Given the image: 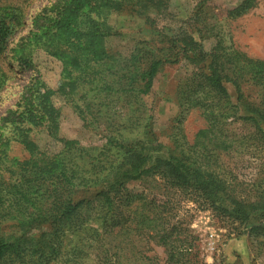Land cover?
Masks as SVG:
<instances>
[{"label":"trees","instance_id":"trees-1","mask_svg":"<svg viewBox=\"0 0 264 264\" xmlns=\"http://www.w3.org/2000/svg\"><path fill=\"white\" fill-rule=\"evenodd\" d=\"M208 1H196L172 32L157 25L170 0H52L17 39L18 24L1 16L23 8L0 4V83L7 73L35 74L0 118V264H207L181 199L235 235L264 237V61L235 48L228 25L207 18ZM255 6L242 0L227 20ZM120 13L143 17L152 31L128 55L105 46L108 18ZM38 51L60 63L58 92L95 132V146L57 137ZM182 62L190 71L175 88L180 119L160 141L144 98L165 66ZM190 111L204 122L191 142L180 125ZM36 129L61 149L41 151ZM12 146L26 157H10ZM245 163L255 170L248 184L239 180ZM137 182L149 186L135 192ZM151 245L164 258L148 255Z\"/></svg>","mask_w":264,"mask_h":264},{"label":"rangeland","instance_id":"rangeland-1","mask_svg":"<svg viewBox=\"0 0 264 264\" xmlns=\"http://www.w3.org/2000/svg\"><path fill=\"white\" fill-rule=\"evenodd\" d=\"M52 0H0L2 6H18L23 8L22 14L7 10L1 18L7 25H16L17 33L13 39L26 34L29 23L36 13ZM198 0H170L167 13L157 21L159 28L166 27L174 32L191 13ZM242 0H209L206 3L207 18L215 23L226 24L232 42L239 51L247 56L264 61V0H256V6L235 20H227L229 10ZM16 15V16H15ZM17 17V18H16ZM113 36L109 37L105 46L108 50L128 55L136 42L152 39V31L141 16H131L125 13L113 14L108 18ZM212 41H207L203 49L208 51ZM36 70L43 84L54 92L52 103L59 111V127L57 137L63 140H74L82 146H95L98 137L94 131L85 129L82 122L73 112L65 98L58 92L61 83L60 63L38 51L33 56ZM0 65L6 70L7 60H1ZM190 71L186 63L165 66L155 77L151 93L144 98L154 118V131L160 141H166L165 135L180 119V110L175 103V88ZM34 73H7V78L0 83V118L14 106L19 94ZM231 91V90H230ZM188 141L203 127L204 122L198 112L190 111L180 122ZM32 139L43 152L54 153L61 149V143L49 138L42 129L33 130ZM10 157L24 158L26 154L18 147L12 146ZM246 165V166H245ZM254 165L244 164L240 169L239 180L248 184L253 178ZM148 183H132L130 189L140 192L147 188ZM180 217L190 223V228L199 238L202 255L207 264H264V237L249 238L244 233L235 235L230 230L229 223L217 219L209 211L196 210L195 206L181 199ZM240 231V230H239ZM7 232H14L9 228ZM34 233V232H32ZM152 246V245H151ZM164 258L160 248L152 246L148 255Z\"/></svg>","mask_w":264,"mask_h":264}]
</instances>
